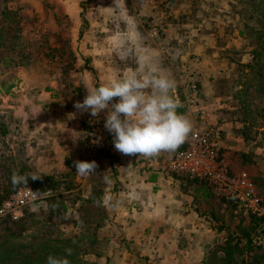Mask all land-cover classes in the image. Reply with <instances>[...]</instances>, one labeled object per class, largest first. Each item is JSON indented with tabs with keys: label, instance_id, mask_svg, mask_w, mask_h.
<instances>
[{
	"label": "rangeland",
	"instance_id": "1",
	"mask_svg": "<svg viewBox=\"0 0 264 264\" xmlns=\"http://www.w3.org/2000/svg\"><path fill=\"white\" fill-rule=\"evenodd\" d=\"M61 1L10 0L7 3L11 13L6 17L5 23L17 29L16 33L23 40L22 45L17 48V52L26 57L18 60L19 65L5 68L6 72L0 74V80L4 79L7 83L13 81L15 84L9 90L13 92L15 90L22 91L23 81L26 79L33 84L53 85L52 93L57 96V99L62 97L57 107L64 105L74 107L77 101L82 102L86 96L82 89V86L86 83V78L83 76L81 69L86 67L88 60L79 54L78 48L85 45L84 33H89L91 27L89 28L90 24L87 23L86 19L80 21L77 15L69 16L68 12L77 13V9L81 7L80 17L82 18L84 12H87L93 2L107 0H85L81 2L80 6L74 8L70 6L73 0H68L69 7L67 10H65ZM128 2L131 8H137L141 0H129ZM151 2L154 6L150 4V7H155V9L159 10L160 7L157 5V0L155 2L151 0ZM183 10L184 8L182 10L172 9L171 13L177 20L176 24L171 28V34L186 33L187 41H190V44H205L203 38L210 39L209 41L212 44L217 43V46L222 47V50L229 56L230 60H224L223 64H215L214 59L207 58L209 67L215 66L216 68L207 70L210 77L208 78L206 75V78H208L213 95H206L204 94L206 90L203 89L199 79L200 74L199 72L197 73L201 64L205 65L206 62L201 61L200 54L189 53L185 60L182 61L183 70L181 71L179 85L175 86L174 91L184 93L187 90L188 83L195 82L198 84V96L202 100L204 108L210 112L211 120L219 123L222 127L223 145L221 153L225 161H227L228 166L234 172L246 173L248 179L253 183L255 193L261 201V206L264 207V100L255 97L252 88H247L250 83L254 85V74L246 69H240V66L235 61H231V59H237L242 62L249 61L250 48L244 44L245 41L237 36L235 29L236 20L235 18L232 19L228 14L224 16L215 14L213 7H210L208 15L198 11L197 16L200 20L195 21L194 17L190 16V11L188 15H184L182 14ZM221 10L220 8L219 11ZM142 11L145 14H151L148 8ZM161 15L162 13L159 11V16ZM183 20L188 23L181 24L180 22ZM145 25L149 37L157 41L159 45H162L158 40L161 37L159 23L155 20L153 21L152 16H146ZM13 76H15L14 79ZM9 91H5L0 86V122L8 127V135L4 137L0 135V155L4 156L9 155L11 151H14V149L25 142L22 135H17V124L19 121L11 108V103L14 99L7 98L9 97L7 95ZM63 96H65L64 100ZM181 108L182 114H186L185 109ZM71 113L76 114V117L82 114V123L86 128V132L81 142V151L84 155V160L89 162L100 149L103 132L101 118L100 116L92 117L90 113L82 112L77 108L76 112ZM187 119L192 124L200 122L199 119L194 121L195 119L189 116H187ZM200 126L202 125L200 124ZM166 153L168 152H161L159 156H163ZM21 155L24 158L26 157L22 148ZM143 161L149 163L148 159ZM28 162L36 170L35 165L29 159ZM153 166L165 177L188 184L183 176L167 171L163 164ZM74 176L75 173H72V170L67 172L66 183L69 184H66V186L69 190L62 193V199L68 207L66 215L80 222L72 230L88 234L86 239H90V242L94 244L93 247L102 253L99 257L88 255L89 260L96 261L97 264H199L211 244L224 239L226 233L237 231L239 216L244 218L243 224L245 225L248 224V218L250 217V214L239 209L235 201L221 197L207 183L200 184L201 187L194 183L191 184L195 185L192 190L196 191L197 194L199 192L203 193V195H200L201 193L199 195L202 196L200 199L205 202V205H202L199 200H192L195 201L193 206L195 204L196 208L201 211V215L199 214L196 220V222L199 221V224L195 225L191 232L192 240H190L191 237L189 238V236H187V240L183 237L180 239L181 237L178 236L161 239L159 243L170 240V245H172V240L175 241L176 249L171 253L164 248L155 247V239L157 238L153 239L150 235H148L150 238L144 241L140 240L138 244H135V240H132V248L127 245L121 248L119 243L123 242L122 234L117 232L116 229L113 231L115 241L109 244L111 232L108 230L110 217L106 214L108 207L98 206L94 203L95 200L106 196V194L103 195L105 182L102 172H96L85 177L82 184L73 182ZM182 189H184V186L180 187V190ZM185 192H187V195H191V192L187 190ZM44 201L27 205L24 211L38 212L44 208L45 213H47V203ZM234 213H240L241 215L233 216ZM203 214H207V219H205L206 217ZM253 215L263 217L264 221L263 214ZM112 218L114 223H119L115 216H112ZM66 222L70 224L69 221ZM65 225L67 224L65 223ZM254 229L255 236L259 239L260 230L259 228ZM196 230H198L197 233L200 231V234L203 235L202 238H197V233H194ZM223 234L224 236H222ZM151 235L153 237L158 236L154 232ZM203 243L204 245H202ZM163 253L164 256H162ZM125 261L126 263H124Z\"/></svg>",
	"mask_w": 264,
	"mask_h": 264
},
{
	"label": "crops",
	"instance_id": "2",
	"mask_svg": "<svg viewBox=\"0 0 264 264\" xmlns=\"http://www.w3.org/2000/svg\"><path fill=\"white\" fill-rule=\"evenodd\" d=\"M82 1L85 0H73L70 6L78 7ZM128 1L93 2L87 12H84V18L80 17L81 7L77 9V13L68 12L69 16L77 15L80 21L86 19L90 24L89 28L91 27L87 35L84 33L85 45L78 48L79 54L88 60L86 67L81 69L86 78V83L82 86L83 92L87 95L88 89L99 87L133 72L142 78L145 73L139 69L137 53H142L147 58L145 72L154 70L159 75L167 76L175 82V86H178L184 66L182 61L189 53L194 52L200 54L201 61L206 62L205 65L201 64L197 71L200 74L201 85L206 90L204 94L213 95L207 70L215 66L209 67L207 58L214 59L215 64H223L225 59L219 58L222 47L217 46V43L212 44L210 39L206 38H203L205 41L202 40L205 44H190L186 33L171 34V28L177 20L171 13L172 9L160 12L162 15L159 16V10L150 7V4L153 5L151 0H141L137 8H131ZM62 2L67 10L69 1ZM145 8L150 9L152 15L145 14L142 11ZM146 16H152L153 21L159 23L161 37L158 40L162 45L149 37L145 25ZM185 22L188 23L184 20L180 23ZM129 49H132L131 53ZM53 88V85L33 84L26 79L23 81L22 91H9L7 94L9 95L7 98L14 99L11 108L19 121L16 123L17 135H22L25 140L20 148L38 172L59 174L67 181V172L72 170V173H75L73 182L82 184L85 177L77 175L74 167V161H85L81 151V142L86 132L82 114L76 117V114L71 113L76 112V108L68 105L57 107L62 97L57 99L52 93ZM145 92L146 95H150L151 89ZM172 93L174 94V90ZM182 115L187 118L186 114ZM100 118L103 125L100 149L89 162L95 161L96 172H102L103 176L111 178V183L104 185L103 195H110L114 204L119 201L117 207H108V213L106 212L110 217L109 244L115 241L113 233L115 229L122 234L123 242L119 243L121 248L125 245L131 247L132 240L138 244L140 240L150 238L148 237L150 235L153 239L157 238L155 247L164 248L171 253L176 249L175 241L172 240L170 245V240L159 243L161 239L178 236L187 240L189 236L192 240L191 232L195 225L199 224V221L196 222L197 216L201 215L195 204L193 206L195 201L192 200H199L205 205L200 199L201 192L197 194L192 190L195 185L165 177L153 165L143 161L145 159L139 154L130 156L118 152L114 148L112 134L104 127L105 113H101ZM191 125L193 127L196 124ZM184 145L185 142L179 147ZM179 185L184 186V189L180 190ZM186 190L191 192V195H187ZM112 216H115L118 224L114 223ZM203 216L207 219V214ZM153 232L158 236L153 237L151 235ZM197 232L198 230L194 233ZM196 236L202 238L203 235L199 231Z\"/></svg>",
	"mask_w": 264,
	"mask_h": 264
},
{
	"label": "trees",
	"instance_id": "3",
	"mask_svg": "<svg viewBox=\"0 0 264 264\" xmlns=\"http://www.w3.org/2000/svg\"><path fill=\"white\" fill-rule=\"evenodd\" d=\"M9 1L0 0V69L3 68L0 74L5 73L7 67L19 65L18 60L26 57L17 52V48L23 43L20 35L16 33L17 29L5 23L6 17L11 13L7 5ZM157 5L160 12L184 8L182 14L188 15L190 11V16L195 21L200 20L198 11L208 15L210 7H213L215 14H228L232 19L235 18L237 36L250 48V59L246 62L237 59L231 61H235L240 69L254 74L255 83H250L247 88H252L255 97L264 100V0H157ZM219 58L230 60L224 50L219 51ZM13 84V81L7 83L4 79L0 80V86L5 91H9ZM181 109H177L179 113H182ZM0 135H8V127L2 122ZM14 172L21 175H39L41 178L33 180L29 177L27 185L14 187L11 182ZM183 178L188 184L197 183L201 186L205 182L212 188L203 179L186 176ZM66 184L69 183L59 174H45L33 169L28 158L22 157L20 147L9 155H0V206L23 186H29L36 191L52 189L66 192L69 190ZM62 198L59 193L44 199L47 213L44 208L38 212H26L25 206L18 219L0 217V264H46V258L50 254L63 256L65 248L73 250L72 256L68 257L71 264H97L96 261H90L88 255L99 257L102 253L93 247L90 239H86L88 234L72 230L80 222L66 215L68 207ZM239 215L241 214H233ZM239 217L237 231L226 233L224 239L211 244L199 264H264L263 217L250 214L247 225L243 224L244 218ZM254 228L260 230L259 239L255 236Z\"/></svg>",
	"mask_w": 264,
	"mask_h": 264
},
{
	"label": "clouds",
	"instance_id": "4",
	"mask_svg": "<svg viewBox=\"0 0 264 264\" xmlns=\"http://www.w3.org/2000/svg\"><path fill=\"white\" fill-rule=\"evenodd\" d=\"M129 53L132 49L128 50ZM137 63L141 78L135 72L122 78L113 79L99 87L88 89L82 102L77 101L75 108L88 112L92 117L105 113V129L113 136L114 148L124 154L151 158L161 152H175L192 131L191 122L177 109L182 105L171 94L175 82L167 76L159 75L154 70L145 72L147 58L137 53ZM151 89L146 95L145 90ZM114 98H118L115 99ZM77 175L88 177L96 173L95 161H74ZM41 178L39 175H21L13 173V186L26 184L28 178ZM106 184L111 183L107 175L103 177ZM98 206L117 207L111 196H104L94 201ZM63 256L50 254L46 264H71V248L64 249Z\"/></svg>",
	"mask_w": 264,
	"mask_h": 264
},
{
	"label": "built area",
	"instance_id": "5",
	"mask_svg": "<svg viewBox=\"0 0 264 264\" xmlns=\"http://www.w3.org/2000/svg\"><path fill=\"white\" fill-rule=\"evenodd\" d=\"M173 95L185 109L186 116L195 119L194 121L199 119L200 122L192 127L183 147L163 156L143 158L148 159L150 165L163 164L164 168L173 174L207 181L214 192L227 200L235 201L242 212L264 215V207L261 206L253 183L246 173L234 172L225 161L221 153L222 127L211 120L210 112L204 108L198 96V84L188 83L184 93L180 94L175 90ZM59 193L64 191H36L29 186H23L0 206V217L10 216L12 219H18L25 206Z\"/></svg>",
	"mask_w": 264,
	"mask_h": 264
}]
</instances>
